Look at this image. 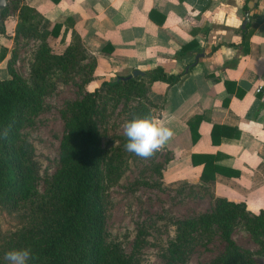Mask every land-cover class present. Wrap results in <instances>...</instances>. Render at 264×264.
I'll list each match as a JSON object with an SVG mask.
<instances>
[{
	"label": "crops",
	"instance_id": "obj_1",
	"mask_svg": "<svg viewBox=\"0 0 264 264\" xmlns=\"http://www.w3.org/2000/svg\"><path fill=\"white\" fill-rule=\"evenodd\" d=\"M23 1L42 16L40 31H53L52 53L77 35L94 56L88 91L158 67L179 77L148 84L155 119L175 133L160 150L163 181L203 186L252 214L264 211V0ZM8 22L0 79L10 78L17 15Z\"/></svg>",
	"mask_w": 264,
	"mask_h": 264
},
{
	"label": "trees",
	"instance_id": "obj_2",
	"mask_svg": "<svg viewBox=\"0 0 264 264\" xmlns=\"http://www.w3.org/2000/svg\"><path fill=\"white\" fill-rule=\"evenodd\" d=\"M11 14L18 17L14 41L21 36L40 44L30 64L31 90L21 84L10 68V62L7 69L10 78L0 79V210H15L27 203H36L37 206L33 212V227L20 233L14 246L0 247V264H6L2 262L6 252L23 248H30L35 257L29 264H133L125 256L111 253L105 242L101 140L93 115L104 92L106 96L118 99L135 97L141 100L130 121L145 116L155 118L152 109L156 106L147 99L148 84L163 82L172 85L179 77L168 75L158 67L145 72L144 76L118 75L114 80L103 81L99 88L86 91L65 118L59 167L45 194L37 201L39 176L31 160L33 149L21 139V131L39 113L41 98L51 94L58 82L70 75L74 68L82 67L83 83L89 84L94 78L96 59L86 51L77 35L63 53H52L48 37L53 31L51 34L40 31L42 16L26 6L23 0H7L6 8L0 13L1 34H6L4 21ZM5 57L6 50H2L0 61ZM207 165L208 161L202 175L204 179ZM191 187L199 189L200 197L213 200L214 207L210 213L178 225L176 239L179 244L170 247L173 263L185 261L181 253L193 233L215 226L231 245V248H225L219 264H255L236 252L231 235L237 222L246 219L250 222V229L255 225L260 227L259 234L264 240V211L252 214L244 202L216 198L203 186ZM260 243L264 247V241Z\"/></svg>",
	"mask_w": 264,
	"mask_h": 264
},
{
	"label": "rangeland",
	"instance_id": "obj_3",
	"mask_svg": "<svg viewBox=\"0 0 264 264\" xmlns=\"http://www.w3.org/2000/svg\"><path fill=\"white\" fill-rule=\"evenodd\" d=\"M9 25L7 18L5 30ZM39 44L34 39L18 36L15 53L9 61L10 68L28 90L33 88L30 64ZM84 79L82 67L74 68L51 94L41 98L39 113L21 131V139L33 149L31 160L39 176L37 201L45 194L59 167L65 118L70 115L73 104L90 89L84 85ZM103 93L93 118L101 140V203L106 216L105 242L110 252L125 256L133 264H219L225 248L231 245L215 226L193 233L181 253L185 261L173 263L170 247L179 244L178 225L210 213L214 203L209 197H200L198 188L163 181L164 152L158 151L149 159L127 152L124 125L130 122L141 100L118 99ZM36 206V203H27L15 210H0V247L14 246L18 235L33 227ZM249 226V220L240 219L232 231V242L236 252L246 259L264 264L260 227L255 225L250 229ZM2 262L7 264L4 258Z\"/></svg>",
	"mask_w": 264,
	"mask_h": 264
},
{
	"label": "clouds",
	"instance_id": "obj_4",
	"mask_svg": "<svg viewBox=\"0 0 264 264\" xmlns=\"http://www.w3.org/2000/svg\"><path fill=\"white\" fill-rule=\"evenodd\" d=\"M124 134L127 137L125 150L143 159L153 157L175 135L172 128L151 116L134 118L125 123ZM3 258L7 264H29L35 259L30 248L10 250Z\"/></svg>",
	"mask_w": 264,
	"mask_h": 264
},
{
	"label": "water",
	"instance_id": "obj_5",
	"mask_svg": "<svg viewBox=\"0 0 264 264\" xmlns=\"http://www.w3.org/2000/svg\"><path fill=\"white\" fill-rule=\"evenodd\" d=\"M7 6V0H0V13H1V10L2 9H5ZM249 21V17L246 16V22L244 24V27L246 25V23ZM138 75H141V76H144V73L143 72H139V71H134L130 77L132 76H138Z\"/></svg>",
	"mask_w": 264,
	"mask_h": 264
},
{
	"label": "built area",
	"instance_id": "obj_6",
	"mask_svg": "<svg viewBox=\"0 0 264 264\" xmlns=\"http://www.w3.org/2000/svg\"><path fill=\"white\" fill-rule=\"evenodd\" d=\"M260 91V89H258V92Z\"/></svg>",
	"mask_w": 264,
	"mask_h": 264
}]
</instances>
